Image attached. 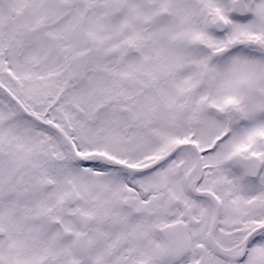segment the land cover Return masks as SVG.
<instances>
[{
	"label": "snow or ice",
	"instance_id": "obj_1",
	"mask_svg": "<svg viewBox=\"0 0 264 264\" xmlns=\"http://www.w3.org/2000/svg\"><path fill=\"white\" fill-rule=\"evenodd\" d=\"M0 264H264V0H0Z\"/></svg>",
	"mask_w": 264,
	"mask_h": 264
}]
</instances>
